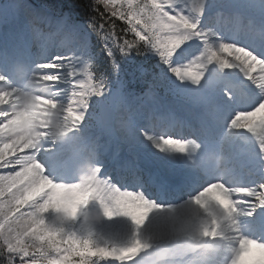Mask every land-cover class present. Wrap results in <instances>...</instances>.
Segmentation results:
<instances>
[{"label": "clouds", "instance_id": "1", "mask_svg": "<svg viewBox=\"0 0 264 264\" xmlns=\"http://www.w3.org/2000/svg\"><path fill=\"white\" fill-rule=\"evenodd\" d=\"M76 2L88 13L84 24L76 23L67 12L54 10L47 0H6L0 14V58L5 61L0 68L4 73L0 80L11 77L18 82L13 88L8 84L0 85V136L6 135L5 144H0V169H11L0 174V215L13 220L7 229L0 224V264H29L25 259L28 257L30 264H54L73 247L83 249L86 241L96 255L75 256V264H96L97 259L101 264H264V225L254 224L264 213V206L257 205L254 211L248 212L243 203L235 205L237 199L244 200L248 195V185H264V168H261L259 179L251 183L235 173L225 151L217 149L208 157L207 173L190 163L189 157L179 156L174 160L193 174L216 177L221 182L216 185L218 191L229 200L227 208L223 205L209 207V202H218L213 201L212 194L206 190L188 195L179 207L173 208L157 203L135 175L131 182H126V178L117 182L104 170L107 141L102 134H91L98 116L97 111L92 110L93 99L88 109L70 116L64 101L54 91L56 77L42 71L49 64L39 59V56L49 61L57 56L83 57L94 62L90 39L95 31L88 21L94 18L93 10L99 11L100 6L104 12L115 15L120 11L119 0ZM133 3L134 0H128L129 5ZM255 4L256 7H252V0H237L227 5L235 10L237 19L247 20V24L236 31H226L218 24L217 18L226 7L218 0H139L134 8H125L124 14L130 24L146 34L150 29L164 36L182 37L198 29L207 33L213 42L226 43L237 53L245 51L244 46L251 42L248 35L251 28L264 27V0H255ZM176 12L183 14V20L178 21ZM50 36L58 38L54 47L38 53L32 51L33 45ZM241 40L244 42H238ZM179 47L174 44L172 49ZM137 48V53H152L160 60L151 50L140 45ZM26 53H32L29 63H25ZM112 83L113 80L107 78L106 90L94 97L99 109L114 102ZM117 90L129 106L143 95L137 94L130 100L129 94L119 86ZM238 115L237 127L231 131V125L219 126L224 129L219 144L225 136L228 137L226 142L242 139L249 145L254 144L258 150L254 155L264 164V118L243 128L240 125L249 114ZM153 116L149 113L146 117L147 128H151ZM171 131L162 128L157 134ZM86 133L90 137L89 152L95 153L94 159L83 160L68 174L55 173L46 166L53 149ZM120 137H130L129 131ZM185 138L200 149L191 158L200 160L204 147L201 130L190 127L189 136ZM15 175L27 178L20 183L6 179ZM41 182L47 187L26 200L28 193ZM228 188L240 195L229 196ZM65 191H74L77 195L74 210L44 207L51 203L49 197L53 193ZM125 191L129 194L127 199L122 195ZM135 195H140L143 204L131 198ZM129 205H152L143 224H135L126 214ZM114 218L128 222V229L119 238L100 231L104 221ZM76 241H79L78 246ZM241 256L243 260H239Z\"/></svg>", "mask_w": 264, "mask_h": 264}, {"label": "snow or ice", "instance_id": "2", "mask_svg": "<svg viewBox=\"0 0 264 264\" xmlns=\"http://www.w3.org/2000/svg\"><path fill=\"white\" fill-rule=\"evenodd\" d=\"M195 2V0H194ZM124 3H127V8H134L135 3L129 5L128 0H121L120 11L115 15L120 19H124L129 24V30L135 33L137 37L136 40H124L122 44L117 42V37L112 32H107L102 37L104 40V50L107 52L109 57H113L114 49H118L124 55H127L131 50L135 49L139 51L137 45L143 46L145 50H151L160 57V61L167 67L168 71L179 81L181 84L185 82L191 85L197 86L190 89L181 90L185 98L193 105H200L207 103V99L202 93L206 89H214L217 85L222 83V77L219 72H215L217 79L213 80L212 75L214 72L210 71L211 65H216L217 68L223 72L224 70L231 69L232 72L239 70L238 73L243 75L245 81L250 82L254 86V93L249 100L248 106L243 108H233L226 110L220 105L217 106L216 111L213 114V119L216 125H223L225 127L231 125L229 131L237 127V121L240 119L238 113H248L247 119L243 125L240 127L247 128L251 127L256 121L264 118V27L256 26L250 29V32L260 34L259 42L255 38H251V42L246 44L245 51H238L233 53L232 47L226 43H221L219 41L213 42L209 35L203 31H189L184 34V36H174V35H161L156 32H152L150 29L146 34L144 30L137 29L134 24H130L127 15L124 14ZM252 7H256L255 0H252ZM264 10V9H262ZM178 21L183 20V14L176 12ZM186 24L187 21L184 20ZM115 25L113 24V27ZM93 31L99 36L100 32L96 28V25L92 24ZM103 28V25H101ZM161 31H167V29H162ZM193 40L200 42V48L198 51H193L190 48V43ZM174 44H179L180 47L173 50L172 46ZM230 53L235 54L234 59L229 61L224 58L222 54ZM32 58V53H26L25 63H29ZM42 62H47L49 66L42 71L50 76L56 77L53 82L56 87L54 91L59 99L63 100L65 107L69 109L68 114L71 116L77 111H84L89 108V101L98 96L102 91L107 88V78L97 77L93 75V65L90 61L85 60L83 57H64L57 56L54 60H48L43 56H39ZM5 64V61L0 58V68ZM259 69V75H253L256 69ZM0 75H4L0 71ZM203 82V83H202ZM18 82L14 81L11 77L6 80H0V85L8 84L10 88L16 87ZM223 94L229 101L233 99V92L229 91L227 87L221 89ZM114 102L110 105L125 104L124 98L119 90H113ZM107 105V106H110ZM79 119V117H77ZM206 123L207 121L203 119ZM2 122V121H0ZM142 133L144 140L149 142L153 148H155L159 153H163L175 160L179 156L189 157V162L197 165L199 168L203 169L206 173L208 170L207 159L208 157L217 151L212 143L204 140V147L202 152V158L200 160L192 159L191 157L197 151H200L198 146L191 140L185 138L181 135L178 138L173 137L171 133L168 134H152L149 131H143V129L138 130ZM137 128L135 122L130 126L129 133L130 137L136 138ZM228 137H224V141L220 143V151H226V144ZM6 135L0 136V144H5ZM95 153L88 152L84 157V161H90L94 159ZM26 176H9L6 177L7 180L20 183L22 180L26 179ZM193 181H197L195 184L196 190L194 192H201L212 194L213 201L218 202V204H213L209 202V207H219L223 205L227 208L229 205V200L225 198L224 194L218 191L216 185L221 183L216 177L211 174H207L202 177L196 175L191 178ZM47 184L41 182L40 185L34 187L30 193L25 197V199H31L32 196L41 192ZM248 195L244 200L237 199L235 202L236 206L241 203L245 205V209L248 212L255 210L257 205L264 206V185L257 184L255 186L248 185ZM135 191V186L133 187ZM229 196L238 197L240 194L236 193L235 189H226ZM125 199L128 198V193H122ZM136 200L138 204H143L140 195H135L131 197ZM201 197H198V199ZM77 195L74 191L56 192L50 197V204L46 203L45 208L49 206L53 207H64L71 208L74 210L75 203L77 202ZM152 205L147 207H137L129 205L126 209V214L131 217L132 221L141 225L146 219L147 213L151 210ZM111 215V213H109ZM13 223L7 215H0V224H3L5 228H9ZM78 246L79 241L75 242ZM87 241L85 242V247L81 250H77V247H73L70 253L59 256L54 264H75L73 257L75 256H95V250L90 249L87 246ZM31 256V254H30ZM29 260L30 257L25 258ZM239 260H243V257H239ZM96 264H101L100 260H96Z\"/></svg>", "mask_w": 264, "mask_h": 264}, {"label": "bare ground", "instance_id": "3", "mask_svg": "<svg viewBox=\"0 0 264 264\" xmlns=\"http://www.w3.org/2000/svg\"><path fill=\"white\" fill-rule=\"evenodd\" d=\"M243 21H247L246 19ZM218 24L221 25V22H224L225 24H228V20L227 19H218ZM232 22H237L238 25L242 24L243 22H241V20H237L236 18H234L232 20ZM222 26V25H221ZM224 28V27H223ZM242 28L239 29H235L236 30H241ZM226 31H234L233 28L228 29ZM257 35H260L259 32H256ZM249 36L251 38H255L257 40V42H259V40L254 36V33L249 32ZM240 43H243L244 41H238ZM199 44V43H198ZM197 44L196 40H193L192 42H190V47L193 51H198L200 46ZM54 47V46H52ZM49 49V48H48ZM45 51V49L43 50ZM41 52L40 50H36L34 53H38ZM224 55V54H222ZM229 56H233V54L228 53L227 57ZM224 57V56H223ZM227 57H224L227 59ZM229 77L228 78H224L222 79V83L217 85L214 89L212 88H208L205 90V94L206 97L210 100L209 103L206 104V106L203 108V106L197 105L196 107H194L193 109H182V108H178L177 106H175L174 104H170V103H164V104H160L157 103V108H159L160 110L162 109L163 112L167 113V114H171V119H164L163 121L159 122L160 126L163 127L164 129H172L171 134H177L173 135V137L178 138L180 135L183 136H187L186 134L180 132L182 130V128H179L180 123L184 122L185 123V127H186V131L189 133V128L190 127H196L198 125V129L201 131H205L206 135L208 137H210V139L208 140V142L212 143V145L217 148V142L219 141L220 137L224 135V129H223V134L221 133V128H219L218 125L215 124L214 119H213V115L208 116L207 114L210 113L215 107L214 105H220L222 108H226V103H225V99H222V95L223 91L221 90L224 87H227L229 89V91L233 92V99L231 100L232 102V108H236L238 109L239 107H245L248 106L249 100L252 97L251 92L249 90H247L246 86H241V84L247 85V81H245L243 79V75L238 73V69L235 70L236 72H232L231 69L227 70ZM253 75H259V69L257 68L254 72ZM215 80V79H213ZM241 82V84H240ZM184 90V89H182ZM182 92V91H181ZM122 108L119 112L114 113V118L116 119L115 121V126L122 132H126L129 131L130 126L135 122V126L137 128V132H136V145H139V148L141 151H143L144 153L146 152V154L149 155V158H147V160L142 161L143 163H146L147 166L149 165H161L159 168L160 170L166 174V175H170L171 171L173 169V167L177 164L174 161L173 162H167L160 156V153L154 148L153 150H151V152H149L147 149L148 147L151 146V144L147 141L144 140V137L142 136V133H139V129H143V131H148L147 127H141L138 124V117H137V113H140L142 115V124L146 125V117L148 116L149 112H144L141 108H139L137 105L129 106L128 104H122L121 105ZM123 113L128 114L132 117V119H125L123 118ZM177 115H185L183 116V118H179ZM198 116H204V119L207 121L206 123L202 120L199 121V119H197ZM206 116V117H205ZM208 117V118H207ZM157 121H153L152 124H157ZM151 129V128H149ZM179 129V131H178ZM155 132H158V130L155 128L154 130ZM93 135V133H91ZM95 135V134H94ZM89 136V135H88ZM131 139H134L132 137H130ZM104 139V138H103ZM238 140V139H237ZM106 141V140H105ZM76 143H78L79 141L76 139L75 140ZM112 143V142H109ZM107 147V152L108 151H112L113 155L110 159H112L114 156L117 155V153H119V149L116 152V145L113 144V146L109 145L108 142L106 144ZM90 148V144L87 147V151ZM244 149H248L247 147H244ZM88 154V152H86V154L84 155V157ZM61 154H58V156L56 157V161L57 159L60 157ZM168 156V155H167ZM116 163H120L123 164V161L120 160L117 162V158L115 159ZM141 162V158L139 159ZM141 162V163H142ZM127 163L124 161V164ZM260 168H264V164L262 163H258ZM230 166L233 168V170L238 169V167H235V165H233L230 162ZM247 170L249 171V169L245 168L239 171H236V174H241L243 172V175H246L249 177V173L247 172ZM6 171H11V169H6ZM152 172V171H150ZM248 173V174H247ZM136 177H138V175H135ZM247 177V178H248ZM246 178V179H247ZM129 181H131V179H129ZM149 184H146V187H148ZM179 196V194H178ZM183 202L179 201L175 204H168V205H172L173 208H177L179 207ZM260 217H262L264 219V213H261ZM102 232L107 231L109 229L113 230L112 236L114 238H116L118 236V234L120 233V230L123 229L124 231H126L128 229V222L123 219V218H114L111 221H104L102 224ZM119 238V236H118Z\"/></svg>", "mask_w": 264, "mask_h": 264}, {"label": "rangeland", "instance_id": "4", "mask_svg": "<svg viewBox=\"0 0 264 264\" xmlns=\"http://www.w3.org/2000/svg\"><path fill=\"white\" fill-rule=\"evenodd\" d=\"M135 1V0H134ZM124 5H127L126 3H124ZM147 56L150 55V56H153V57H156L154 54L152 53H147L146 54ZM163 64V63H162ZM163 66L166 68V73H168V79L170 80V83L172 84L173 82L176 83V78L174 76H172V74L168 71L167 67L163 64ZM159 73H160V70H159ZM114 84L112 83V86ZM100 231L102 232V226L100 225ZM126 231H124L123 229L120 230V233L118 234V236L120 237L123 233H125ZM104 234H107V235H111L112 236V233H113V230L112 229H109L107 231H104L102 232ZM118 236L116 238H118Z\"/></svg>", "mask_w": 264, "mask_h": 264}]
</instances>
